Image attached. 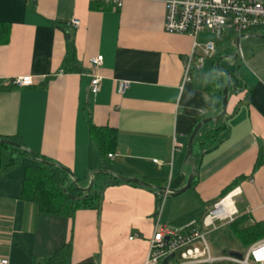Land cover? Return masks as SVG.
I'll return each instance as SVG.
<instances>
[{
  "label": "crops",
  "instance_id": "1",
  "mask_svg": "<svg viewBox=\"0 0 264 264\" xmlns=\"http://www.w3.org/2000/svg\"><path fill=\"white\" fill-rule=\"evenodd\" d=\"M163 2L123 0L114 10L90 0H0V138L19 139L73 174L80 188L103 166L155 186H185L188 138L201 120L220 113L226 78L217 74L216 63L233 56L239 36L167 34ZM73 20L77 28L70 25ZM207 43L215 47L213 56L198 69L192 66L183 82L185 62L191 55L200 57ZM237 50L236 66L225 59L219 63L232 64L235 89L228 90L225 117L202 127L193 141L196 174L185 198H161L120 182L104 187L98 211L79 210L72 219L45 215L22 195L25 171L38 163L26 156L10 165L14 152L0 147V258L8 264H42L70 243V264H143L159 208V226L182 233L201 221L233 183L227 194L233 220L216 224L206 237L219 246L222 240L221 257L224 251L226 257L242 251L232 227L229 235L231 224L258 230L250 246L264 240V41L243 37ZM67 53L72 59L65 64ZM97 56L103 58L100 86L92 95L88 63ZM22 77L33 78L34 85H9ZM122 81L129 87L118 95L115 87ZM90 125L116 130L111 160L101 159ZM219 127L215 148L198 144L202 133ZM260 149L263 162L255 169ZM94 181L99 186L109 182L100 173ZM218 263L224 262L213 264Z\"/></svg>",
  "mask_w": 264,
  "mask_h": 264
},
{
  "label": "built area",
  "instance_id": "2",
  "mask_svg": "<svg viewBox=\"0 0 264 264\" xmlns=\"http://www.w3.org/2000/svg\"><path fill=\"white\" fill-rule=\"evenodd\" d=\"M90 1L108 4L114 10H119L123 4V0ZM163 3L165 8L163 29L167 34L187 35L195 39L199 33L208 31L220 39L227 32L242 36L255 30H264V0H164ZM70 25L77 28L79 22L73 20ZM214 50V45L207 43L202 47L200 57L195 58L191 55L187 59L183 82L188 79L190 68L192 66L200 68L205 58L213 56ZM102 62L103 58L97 56L91 58L88 63L89 93L92 95L99 92L100 77L97 71ZM9 85L15 88H26L32 87L34 81L31 77H22L12 80ZM128 87V82H119L116 84L115 92L122 95ZM107 158L111 160L113 156L108 155ZM153 163L158 164L157 161ZM159 215L160 208L155 215L153 235L149 240L147 257L143 264H161L171 254H174V259L179 254L180 262L176 264H213L215 262L264 264V240L250 246L240 259L231 256L215 259L210 256L206 233L216 231L218 229L216 223L230 224L232 222L230 195L213 205L202 218L201 229H193L186 233H170L159 226ZM0 264H8V261L0 258Z\"/></svg>",
  "mask_w": 264,
  "mask_h": 264
},
{
  "label": "trees",
  "instance_id": "3",
  "mask_svg": "<svg viewBox=\"0 0 264 264\" xmlns=\"http://www.w3.org/2000/svg\"><path fill=\"white\" fill-rule=\"evenodd\" d=\"M261 35L264 36V30L261 31ZM233 32L227 34L225 39L233 37ZM225 41L226 40H221ZM72 56L67 53L65 64L68 63V57ZM216 73H214L215 76ZM213 85L214 81L212 82ZM223 128H217L213 133L209 132L202 133L198 144L204 145V149H213L217 146L221 131ZM89 133L91 138L95 141L101 159L109 160L108 155H113L116 149V130L108 127H95L89 126ZM12 140L24 147V144L17 138H11ZM0 147L9 148L14 152L13 157L10 160V165H16L21 157L29 156L27 153L12 149L7 146L0 145ZM263 162V155L261 149L259 150L258 158L255 164V169ZM102 171H106L103 166ZM109 182L105 183L104 186H99L95 181L88 194H83L78 188H75L72 184L71 178L65 173L62 168H51L43 165L36 167L27 168L24 175L23 184V198L36 205L38 211L45 215L62 217L72 219L74 214L79 210H95L98 211L101 204V194L105 186L119 184L113 177L106 175ZM77 182V181H76ZM148 182V181H147ZM154 184L153 182H148ZM134 185V184H132ZM235 184L227 187L221 195V199L226 197L227 194L232 191ZM237 223L231 224L227 227L229 235L231 236V227L234 230V235L239 241L241 246V256L245 254V250L255 242L259 237L258 230L249 231L244 228H237ZM201 221L193 223L182 230V233L190 232L193 229H200ZM71 245L70 243L65 244L57 252H55L49 258L42 261V264H70L71 258ZM227 253L224 251L223 256Z\"/></svg>",
  "mask_w": 264,
  "mask_h": 264
},
{
  "label": "water",
  "instance_id": "4",
  "mask_svg": "<svg viewBox=\"0 0 264 264\" xmlns=\"http://www.w3.org/2000/svg\"><path fill=\"white\" fill-rule=\"evenodd\" d=\"M243 37H247V38H253V39H258V40H263L264 41V36L263 35H242L237 37L234 42H233V47L235 48V53L233 54V56H225L224 58H220L218 60V62L216 63V69L218 70L217 74H220L222 76H224L226 78V83L223 87L222 90V95H221V109H220V113L214 117V118H206L204 120H201L192 130L188 141H187V145H186V152H185V158H184V164L186 166H188L190 168V174L187 178L186 184L185 186H183L182 188L178 189V190H173L167 187H160V186H155L152 184H149L145 181L139 180L137 178H126L123 176H119V175H115L111 172H107V171H99V172H93L89 175V182L86 188H79L80 192L83 194H88L93 186V179L94 176L98 173H105L111 177H113L115 180H117L118 182H122L125 184H134L137 186H140L142 188L145 189H149V190H153L156 192V194L158 196H160L161 198H175L178 197L180 195H182L183 193H185L186 191H188L191 187L192 181L195 177L196 174V167L195 165L192 163L191 161V155H192V146H193V141L196 138V136L198 135L199 131L202 129V127L212 123L214 125L218 124V122L223 119L226 115V107H227V94H228V90L229 89H235L233 80H232V74L227 73L226 71L223 70H219V63L225 59L229 62H232L235 66L237 63V57H238V42L240 39H242ZM234 74V73H233ZM0 145L3 146H7L10 147L12 149L15 150H19L22 152L27 153L30 157H32L37 163L38 165H43L46 167H51V168H61L60 166L56 165V164H52L46 160H43L42 158H40L39 156H37L35 153H33L32 151L26 149L25 147L21 146L20 144L12 141V140H8V139H4V138H0ZM63 169V168H62ZM65 173L71 178L72 180V184L74 185L75 188H78L77 186V182L74 179L73 174H71L68 170H65ZM231 257H235L240 259L241 255L239 254H230ZM174 259V254H171L170 256H168L167 258H165L161 264H168L169 261Z\"/></svg>",
  "mask_w": 264,
  "mask_h": 264
},
{
  "label": "rangeland",
  "instance_id": "5",
  "mask_svg": "<svg viewBox=\"0 0 264 264\" xmlns=\"http://www.w3.org/2000/svg\"><path fill=\"white\" fill-rule=\"evenodd\" d=\"M238 63L240 64V60L238 61ZM231 65H230V63L224 62L223 64L219 65V70H223V71H226L227 73H231L230 72L231 71ZM216 72H218L217 69H216ZM189 194H190V191H186L185 193L182 194V196H183V198H185L186 196H189ZM216 224L218 225L219 223H216ZM206 241H207V243H208V245L210 247L211 256L212 257H221V253L219 251H220V249L222 248V245H223V243L221 242L222 240H219V242H218V243H220V246H219V244H216V240L211 239L209 236L206 237ZM215 244H216V246L218 245V249H216ZM228 247H230V249H231V245L230 244L228 245ZM179 262H180V259H179V254H178L177 258L172 260L170 262V264H176V263H179ZM218 264H231V263L224 262V263H218Z\"/></svg>",
  "mask_w": 264,
  "mask_h": 264
}]
</instances>
